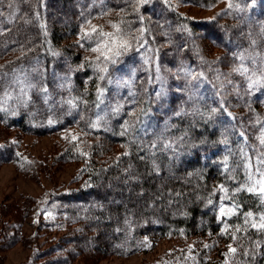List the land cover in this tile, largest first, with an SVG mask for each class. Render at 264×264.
Wrapping results in <instances>:
<instances>
[{
	"label": "trees",
	"instance_id": "obj_1",
	"mask_svg": "<svg viewBox=\"0 0 264 264\" xmlns=\"http://www.w3.org/2000/svg\"><path fill=\"white\" fill-rule=\"evenodd\" d=\"M71 1L0 0V125L95 138L56 158L82 163L75 186L0 204V252L27 239L18 264H96L204 236L214 240L171 264H264V0H229L221 19L201 22L173 0ZM110 12L127 47L86 58L97 40L82 26ZM201 35L228 57L235 108L216 76L226 58H209ZM114 145L124 150L104 157ZM4 163L32 161L8 140ZM27 215L36 231L23 236Z\"/></svg>",
	"mask_w": 264,
	"mask_h": 264
},
{
	"label": "rangeland",
	"instance_id": "obj_2",
	"mask_svg": "<svg viewBox=\"0 0 264 264\" xmlns=\"http://www.w3.org/2000/svg\"><path fill=\"white\" fill-rule=\"evenodd\" d=\"M173 1L184 16L198 22L221 19L229 2V0H218L211 5H196L189 2H180L179 0ZM71 2V6L76 7L77 4L73 0ZM58 13L63 16L60 23L65 22L71 16L70 12L60 11ZM116 15H118L116 12H110L82 26V32L93 35L97 40L96 44L84 53L86 58H105L122 43L113 19V16ZM200 37L203 38L201 47L204 49L203 45L205 43L207 50L203 51L209 58H217L220 55L226 58L223 60L222 65L218 64L220 69L216 72V76L223 87L224 95L228 98L229 106L235 108L232 90L229 88L231 68L228 65V57L222 50L213 46L203 35ZM95 48H98L99 51H93ZM8 140L18 144L24 157L32 161L31 167L24 168V170H21L15 163L0 165V204L14 206L15 204L21 205L25 201H32L34 198H43L53 191L59 192L75 186L78 170L82 167V163L80 161L63 162L56 158L71 143L76 148H83L88 151L87 148L93 145L95 138L82 133L77 127H72L68 131L60 133L38 136L18 133L5 129L0 125V141ZM123 148L120 145H114L112 148L105 147L103 149L106 151L104 157L114 158L120 154L121 150H124ZM35 224L36 218L31 215L22 218V235L28 236L31 232H35ZM208 240H214V238L204 236L163 238L157 241L155 246L148 252L109 257L98 261L96 264H171L174 256L181 252L185 253L184 260L191 261L187 257L193 256L192 250L196 248L197 243L204 247ZM220 243L218 247H224L221 241ZM31 247L32 245L28 244L27 239H24L12 247L4 248L0 252V264H18L25 261L31 255ZM230 249L232 251L234 247L232 246ZM214 253L215 251L209 252L210 258L214 257ZM226 258L227 256H225L224 261H221V264H226ZM210 261L207 264H216L212 263L211 259Z\"/></svg>",
	"mask_w": 264,
	"mask_h": 264
},
{
	"label": "snow or ice",
	"instance_id": "obj_3",
	"mask_svg": "<svg viewBox=\"0 0 264 264\" xmlns=\"http://www.w3.org/2000/svg\"><path fill=\"white\" fill-rule=\"evenodd\" d=\"M230 6H231V5H230ZM105 35H110V34H105ZM120 47H127V45H126V44H121ZM93 51H99V49H98V48H95V49H93ZM118 54H119V53L117 52L116 55H118ZM105 58L108 59L107 56H106ZM261 227H264V225H261Z\"/></svg>",
	"mask_w": 264,
	"mask_h": 264
}]
</instances>
